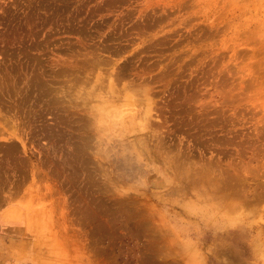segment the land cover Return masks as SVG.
Here are the masks:
<instances>
[{
	"label": "rangeland",
	"instance_id": "374dc122",
	"mask_svg": "<svg viewBox=\"0 0 264 264\" xmlns=\"http://www.w3.org/2000/svg\"><path fill=\"white\" fill-rule=\"evenodd\" d=\"M0 264H264V0H0Z\"/></svg>",
	"mask_w": 264,
	"mask_h": 264
}]
</instances>
